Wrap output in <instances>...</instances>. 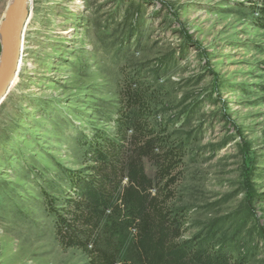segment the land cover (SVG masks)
<instances>
[{"label": "rangeland", "instance_id": "1", "mask_svg": "<svg viewBox=\"0 0 264 264\" xmlns=\"http://www.w3.org/2000/svg\"><path fill=\"white\" fill-rule=\"evenodd\" d=\"M11 1L0 0V26ZM261 6L30 0L21 67L0 105V264H91L64 246L55 214L71 219L73 180L95 166L86 143L118 142L117 119L137 98L147 105L141 136L180 154L163 196L184 218L181 241L264 264ZM2 51L0 33V64ZM145 170L154 180L155 165L145 160ZM133 235L112 242L124 262L141 264Z\"/></svg>", "mask_w": 264, "mask_h": 264}, {"label": "trees", "instance_id": "2", "mask_svg": "<svg viewBox=\"0 0 264 264\" xmlns=\"http://www.w3.org/2000/svg\"><path fill=\"white\" fill-rule=\"evenodd\" d=\"M260 12L259 27L264 29V0ZM139 99L117 119L118 142L100 135L86 143L87 157L95 162L92 175L73 180L66 202L73 210L68 212L71 219L55 214L64 246L82 248L91 264H127L112 239L135 230L134 249L141 264H244L233 261L224 249L181 241L184 218L168 209L163 196L176 182L172 175L180 154L166 150L159 138L141 136L147 135L143 121L147 105ZM145 160L156 167L154 180L146 173ZM104 235L107 246L102 243Z\"/></svg>", "mask_w": 264, "mask_h": 264}, {"label": "water", "instance_id": "3", "mask_svg": "<svg viewBox=\"0 0 264 264\" xmlns=\"http://www.w3.org/2000/svg\"><path fill=\"white\" fill-rule=\"evenodd\" d=\"M30 0H14L2 27V62L0 66V105L8 96L11 84L18 76L21 62L23 32Z\"/></svg>", "mask_w": 264, "mask_h": 264}, {"label": "bare ground", "instance_id": "4", "mask_svg": "<svg viewBox=\"0 0 264 264\" xmlns=\"http://www.w3.org/2000/svg\"><path fill=\"white\" fill-rule=\"evenodd\" d=\"M13 2H14V0L11 1L10 5H9V9H10V7L12 6ZM9 9H8V11H9ZM2 27H3V26H0L1 39H2V37H3V29H2ZM22 43H23V42H22ZM21 55H22V52H21ZM1 62H2V60H1ZM0 66H1V64H0ZM19 66L21 67V65H19ZM16 79H17V76H16V78H15V81H16ZM15 81L11 84V86H10V88H9V91H8V94H9L11 88L13 87Z\"/></svg>", "mask_w": 264, "mask_h": 264}, {"label": "built area", "instance_id": "5", "mask_svg": "<svg viewBox=\"0 0 264 264\" xmlns=\"http://www.w3.org/2000/svg\"><path fill=\"white\" fill-rule=\"evenodd\" d=\"M127 181V179H125V182ZM134 234L136 233V231L135 230H131Z\"/></svg>", "mask_w": 264, "mask_h": 264}]
</instances>
